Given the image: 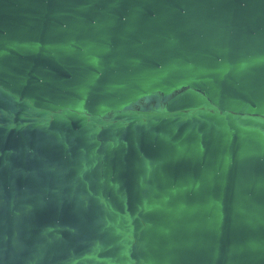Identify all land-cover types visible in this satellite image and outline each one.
<instances>
[{"label":"water","instance_id":"obj_1","mask_svg":"<svg viewBox=\"0 0 264 264\" xmlns=\"http://www.w3.org/2000/svg\"><path fill=\"white\" fill-rule=\"evenodd\" d=\"M0 264H264V0H0Z\"/></svg>","mask_w":264,"mask_h":264}]
</instances>
